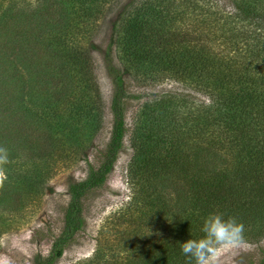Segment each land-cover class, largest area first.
<instances>
[{
    "label": "rangeland",
    "instance_id": "374dc122",
    "mask_svg": "<svg viewBox=\"0 0 264 264\" xmlns=\"http://www.w3.org/2000/svg\"><path fill=\"white\" fill-rule=\"evenodd\" d=\"M78 1H73V8H69L64 3L57 5V0H0V133L11 139L7 145L9 148L20 149L19 155L12 158L11 165H4L6 179L0 186V264H36L40 258L35 260V256L45 258L50 253L51 244L63 227L64 209L70 199L69 185L87 176L89 164L93 167L99 165L101 152L108 144L112 128L111 71L122 75L127 94L122 103L126 124L123 148L105 183L88 190L81 198L82 227L66 242L67 232L60 237L64 241L61 242L63 253L52 264H115L129 261L132 257L127 249L140 242L135 233L165 236L174 223L190 219L187 198L183 201L185 205L175 204L170 213L168 208L152 213L153 222L146 227H132L133 217L128 213H134L133 210L137 211L142 206H128L133 190L126 171L135 154L129 137L133 135L136 124L142 121L143 126L148 120L147 116L142 118L147 113L144 102L156 104L168 92L171 95L162 102L166 116L154 120L146 132L162 129L166 125L174 126L178 135L181 130L190 129L191 138L195 141L197 137L199 145L209 148L208 142L213 137L218 143L219 128L211 124L202 127L201 118L211 101L218 98L221 87L203 76L188 77L185 73L188 71L184 70L179 79L170 78L172 72L156 69L144 76L132 70L134 77L124 70L118 53L124 58H131L132 53L149 52L154 55L146 59L145 65L139 66V71H143L146 70L143 66L151 64V59H156L165 45L174 48L179 44V38H188L187 43L195 51L206 52L218 59L219 56L230 55L235 49L228 47L230 42L227 45L224 37L230 34L228 30L222 37L226 28L231 33L238 27L250 32L257 25L251 19L240 18L239 14L230 22L226 18L233 9L230 0H161L164 4L173 3L171 9H175L174 13H162L157 22L149 19L151 15L155 17V11L140 13L138 22L151 36L144 37L137 32L133 37L124 29L118 31L127 10L134 8L133 0H83L84 5H78ZM87 4L94 5L88 12ZM145 6L144 1L136 3V8ZM78 7L86 10H79ZM154 7L156 10L159 5L154 4ZM207 10L217 13L218 17L211 15L210 22L202 23L199 16H206ZM227 21L230 23L227 24ZM169 24L174 30L170 39L151 34L156 29L163 32ZM47 39L57 40V101L52 106L57 111L53 114L52 109L46 106L48 99L36 106L26 99V93L37 86L24 71L25 63L37 62L35 66H41L46 61V50L51 51L46 48ZM127 42L130 43L124 44ZM62 45H74L78 49L86 46L90 56L88 58L84 54L81 71L63 62ZM5 52L7 54L1 57ZM10 59H13L14 65ZM39 82L41 84V80ZM46 92H50V88ZM14 94H18L21 101L23 99L22 103L11 96ZM33 108L39 114L30 115L27 112ZM41 109H46L44 115L40 114ZM54 114L57 115V123ZM84 132L92 133L88 136ZM48 134L54 139H50ZM23 135V142L13 141L15 136L19 138ZM0 146L7 148L2 142ZM217 153L225 157L227 164L230 163L226 151L218 149ZM17 157L18 164L14 165ZM22 160L24 163L20 164ZM35 168L39 170L38 174L50 172V176L42 184V189L35 195H29L27 188H22L25 184L23 180L30 178L29 172ZM145 177L150 180L146 174ZM173 177L175 181L171 185L179 184L178 177ZM14 178L20 179L13 181ZM141 185V181L136 184L137 191ZM166 188L171 196L178 195L169 184ZM167 190L164 188L165 193ZM11 193L19 194H15L18 205L13 211H7L9 206L6 201L12 198ZM179 193V196L186 194ZM237 217H241L238 212ZM243 220L239 222L243 223ZM254 231L255 235H260L263 229L255 226ZM248 234L249 230L244 225L243 241L237 247L218 252L217 264H260L264 259V238L251 244L244 239ZM41 261L44 263V260Z\"/></svg>",
    "mask_w": 264,
    "mask_h": 264
},
{
    "label": "trees",
    "instance_id": "16d2710c",
    "mask_svg": "<svg viewBox=\"0 0 264 264\" xmlns=\"http://www.w3.org/2000/svg\"><path fill=\"white\" fill-rule=\"evenodd\" d=\"M73 1L75 2V0H57V5L61 6L64 3L65 6L73 8L71 5ZM142 1L146 6L136 8V3ZM230 1L234 9V11L230 10L226 17L230 22L234 21L233 18L239 14L240 18L251 19L257 23L250 32L244 31L241 27L238 29V27L234 28L235 31L231 33V30L226 28L222 37L228 30L230 34L224 36L227 45L230 42L228 47L235 48L230 55L219 56L217 59L206 52L195 51L187 43L188 38H179V44L176 47L169 48V45H165L161 49L160 55L156 59H151V64L143 66L146 67V70L139 71L141 69L139 66L145 65L146 59L154 57V55L146 52L135 54V56L132 53L130 54L131 58H124L122 54L118 53L124 70L133 76L136 71L141 72V76H144L148 74V71L152 73L156 69L166 73L172 72L170 78L179 79V74L183 75L182 70H184L188 71V73L185 72L188 77L191 75L203 76L210 82L219 83L221 88L218 98L211 101L210 106L205 110V115L201 118L202 127L211 124L219 128L218 143L213 137L208 142L209 148L199 145L197 137L194 141L191 138L190 129L181 130V134L178 135L174 126L166 125L162 129L146 132L154 120L166 116V108L162 102L171 93L165 92L162 96L164 98L156 104L144 102L143 107L147 113L143 114L142 118L147 116L148 120L143 126H141L142 121L136 124L133 135L129 137L135 154L130 159L126 171L131 190H133L131 203L128 206L129 208L142 206L137 211L133 210L134 213H128L133 217L131 225L133 228L146 227L153 222L151 220L152 213H157L160 208H168L170 211L166 210L170 213L175 209V204L185 205L183 201L187 198L186 208L191 211V218H184L182 222L174 223L173 228L165 236L135 233L140 242L131 245L132 249H127L132 258L129 261H120L115 264H195L182 253L180 244L188 239H199L204 235L201 231L203 219L210 213H218L226 218L235 217L238 222L244 219L243 224L249 230L248 236L244 237L245 242L258 243L264 238V0ZM133 2L134 8L127 10L121 20L123 25L118 28V31L124 29L126 34L130 33L133 37L137 32H141L144 37L151 36L144 31L145 26L138 22L140 13L147 10L150 13L155 11V17L153 18L151 15L149 19L157 22L162 13L165 12L166 15H169L170 12L174 13L175 11V9H171L174 6L173 3L164 4V1L161 0H150L149 2L133 0ZM154 4L159 5L158 9L155 10ZM78 5H84L83 0H79ZM85 6L88 8L87 12L94 7L93 4ZM62 8L64 9V7ZM78 8L86 10L84 7ZM207 12L206 16H199L202 23L210 22L211 15L218 17L217 13H210L209 10ZM83 15L85 14L83 13ZM229 21L227 24L230 23ZM164 29L163 32H160L161 29H156L151 34L170 39L174 30L170 24ZM24 41L28 42V40ZM127 47L129 48V45ZM46 48L51 51L46 50V61L41 66H35L37 62L25 63L24 71L30 76L29 79L36 82L37 86L34 90L26 93V99L28 98V101L34 106L39 104L38 102H46L48 99L47 103L49 104L46 106L52 109L53 114L57 111L52 107L53 103L57 101V56H55L57 40L47 39ZM61 48L64 50L63 62H68L81 71V67L84 65V54L88 58L90 56L86 51V46L83 45L78 49L74 45H62ZM3 54L7 53H2L1 57ZM10 62L13 63V59H10ZM111 75H113V93L110 103L112 128L108 144L101 152L99 165L93 167L89 164L87 176L69 185L70 199L64 209L62 230L59 236L54 238L50 253L45 258L35 256V260L40 258V260H36V264H52L54 259L61 256L64 245L61 244L63 239L60 237L67 232L64 239L66 242L72 239L82 227L81 198L88 190L98 188L105 183L117 161L118 153L123 148L126 124L122 103L124 104L127 94L122 75L113 71H111ZM39 80H41V84ZM49 88L50 92H46ZM11 96L15 97L17 102L22 103L23 99L21 101L18 94ZM27 112L30 115L39 114L35 108ZM100 112L99 110L98 116ZM45 113L46 109H41L40 114L44 115ZM53 118L57 123L56 114L53 115ZM97 121L98 119L95 121V127H97ZM91 133L84 132L83 134L90 136ZM48 137L54 139L49 134ZM10 140L9 137L0 133V144L2 142L7 146ZM13 141L23 142L24 135L19 138L15 136ZM7 149L11 153L8 163L11 165L12 158L20 152V149L8 146ZM218 149L226 151L230 156L229 164L225 157L219 156ZM131 160L133 161L131 162ZM22 163H24L23 160L20 164ZM17 164L18 157L14 165ZM38 172L39 170L36 168L31 170L28 174L30 178L23 180L25 184L22 188H27L29 195H35L39 189H42V184L50 176V172L47 174L45 172L38 174ZM6 173L10 176L7 170ZM145 174L150 177V180L145 177ZM173 175L178 177L179 184L171 185L174 180ZM18 179L20 178H14L13 181ZM139 181L142 182V185L138 186L137 191L136 184ZM167 184L173 191H177L178 195L171 196L166 188ZM145 185L148 186L145 187ZM164 188L167 193L164 192ZM179 191L186 194L179 196ZM8 193L10 194V192ZM139 193L140 196H138ZM15 194L12 196L13 199L10 198L6 201L9 206L7 211H13L18 205V197ZM237 212L241 217H237ZM127 220L130 219L127 218ZM255 226L263 229L260 235H255ZM41 259L44 260V263ZM260 264H264V259Z\"/></svg>",
    "mask_w": 264,
    "mask_h": 264
},
{
    "label": "clouds",
    "instance_id": "9594fccd",
    "mask_svg": "<svg viewBox=\"0 0 264 264\" xmlns=\"http://www.w3.org/2000/svg\"><path fill=\"white\" fill-rule=\"evenodd\" d=\"M9 162L8 149L0 146V186L6 179L4 165ZM201 231V238L181 243V251L195 264H217L218 252L237 247L243 241L244 225L235 217L225 219L221 214L210 213L203 219Z\"/></svg>",
    "mask_w": 264,
    "mask_h": 264
}]
</instances>
